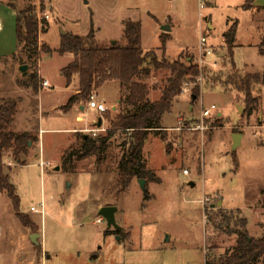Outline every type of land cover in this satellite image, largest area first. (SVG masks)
<instances>
[{
  "label": "rangeland",
  "instance_id": "rangeland-1",
  "mask_svg": "<svg viewBox=\"0 0 264 264\" xmlns=\"http://www.w3.org/2000/svg\"><path fill=\"white\" fill-rule=\"evenodd\" d=\"M14 1L17 10L33 5L36 19L38 10L49 16V29L38 31L37 42L39 48L45 45L50 51L39 50L35 62L28 61L25 52L0 60L1 98L18 99L17 89L32 73L39 78L40 71L48 81L43 87L44 79L39 78L43 88L38 93L31 86L21 92L23 103L10 128L14 132L29 128L33 142H29L28 153L17 160L9 151L4 153L5 172L16 188L19 211L37 230L23 227L11 199L0 192V264H205L212 251L223 255L233 246L235 230L244 228L241 219H246L250 236L263 234L264 85L254 87L260 104L248 115L243 96L227 86L225 78L233 62L242 74L264 73V55L260 54L264 51V0L253 2L261 7L258 15L242 7L245 0H211L202 9L199 0ZM128 20L141 23L144 51L153 50L159 60L192 59L203 70L201 78L183 83L182 93L163 115L166 140L151 132L145 142L143 161L154 176L146 181L147 198L136 178L125 191L118 189L124 136L111 139L101 160L74 154L66 167L62 161L70 150L80 147L81 134H92V129H97V135L105 133L109 126L105 116L114 118L130 108L120 102L129 85L117 80L105 81L94 90L97 101L107 107L98 114L101 126H97L99 118L91 126L97 115L93 107L61 108L77 83L75 76L66 85L60 72L69 61L55 51L61 32L85 36L93 27L98 44H123ZM235 21L237 46L230 55L223 34ZM166 24L171 29L163 47L161 26ZM201 36L206 37L204 50L210 52L203 64ZM18 64L28 65L25 76ZM169 76L167 69H152L149 76L134 80L146 83L153 101L160 98ZM195 87L199 92L192 99ZM211 105L215 109L203 118L202 111ZM75 128L81 129L76 133ZM234 134H244L236 150H232ZM41 205L43 214L30 210L32 206L41 209ZM105 205L116 206L120 230L108 227L99 215ZM211 209L228 215L222 228L208 220ZM32 233L39 234L38 245L31 242Z\"/></svg>",
  "mask_w": 264,
  "mask_h": 264
},
{
  "label": "trees",
  "instance_id": "trees-1",
  "mask_svg": "<svg viewBox=\"0 0 264 264\" xmlns=\"http://www.w3.org/2000/svg\"><path fill=\"white\" fill-rule=\"evenodd\" d=\"M0 1L16 12L18 54L25 52L27 60L35 62L39 50L49 52L50 49L45 45L38 47V22L35 7L29 4L17 10L14 0ZM253 2L254 0H245L242 7L245 10L250 9ZM47 28V21L42 20V29L47 30ZM236 31L237 21L230 25L223 36L224 45L228 48L230 55L235 47ZM124 38L123 44L115 42L114 44L101 45L95 41L94 29L91 27L85 36L71 32L61 34L59 45L55 49L60 55L65 53L73 55V60L60 71L66 84L70 85L75 76L78 80V93L69 97L63 106L64 109H69L74 104H80L89 99L93 90L105 81L117 80L123 86L129 85L125 99L120 100L121 103H126L129 106V112H118L114 118L105 116V119L109 120V126L105 133L95 136L81 134L80 147L70 150L62 157L64 167L68 161H71V155L74 154L82 159L97 156L98 160H101L107 152L111 139L117 134L124 136L122 143L124 153L117 169L119 191H125L134 178L146 179V181L153 179V172L147 168L142 157L149 133H160L161 140H166L162 125L163 115L170 111L173 102L180 96L183 83L188 78L203 74V71L193 63L192 59L187 62L180 59L171 61L162 58L159 60L153 50L144 51L141 47V23L139 21H126ZM160 39L164 47L169 39L168 33L163 32ZM260 54L264 55V51H260ZM152 69L170 71L160 98L153 101L148 98L149 90L146 83L134 80L140 75L149 76ZM231 70V73L225 78V84L243 96L246 113L251 115L260 104L259 98L253 93V88L256 85H264V73L242 74L234 63H232ZM39 82L37 73H32L26 84L37 93ZM198 92V88L195 87L192 91V99H196ZM17 105L18 99L14 98H3L0 101V192H6L11 199L15 215L23 227L35 232L36 224L26 214L19 211L20 200L16 194V188L5 172V151H9L12 157L17 160L22 154L28 153L29 142H33V137L29 133H16L10 130L17 112ZM144 196L148 197L147 192ZM211 210L208 213V220L214 221L217 228H222V224L229 220L228 215L218 209ZM241 223L244 228L235 230L237 237L233 246L223 255H215L210 250L212 253L207 257L205 264H264V232L260 237H252L245 229L246 219H241ZM38 250L40 251V246Z\"/></svg>",
  "mask_w": 264,
  "mask_h": 264
},
{
  "label": "crops",
  "instance_id": "crops-1",
  "mask_svg": "<svg viewBox=\"0 0 264 264\" xmlns=\"http://www.w3.org/2000/svg\"><path fill=\"white\" fill-rule=\"evenodd\" d=\"M210 3V2H209ZM208 3V4H209ZM50 6V5H49ZM247 10H251L255 15H258L259 14V12H260V10H261V7H259V6H257V5H255L254 3L252 4V6H251V8L250 9H247ZM237 26H238V22H237ZM48 29H49V26H48V28H47V30H46V32L48 31ZM237 32V31H236ZM223 36H224V34H223ZM235 42H236V37H235ZM234 42V43H235ZM240 45V44H239ZM237 45H236V43H235V47H236ZM234 47V48H235ZM233 48V49H234ZM18 55V50H17V38H16V14H15V12L12 10V9H10L5 3H3V2H1L0 1V60H2V59H8V58H15L16 56ZM223 55V54H222ZM63 56H65L66 58H68L69 59V61H68V63L69 62H71L72 60H73V55L71 54V53H65V54H63ZM67 63V64H68ZM234 63V62H233ZM66 64V65H67ZM20 64H18V66H19ZM236 66V65H235ZM63 68V67H62ZM61 68V69H62ZM237 68V67H236ZM238 69V68H237ZM239 70V69H238ZM61 71V70H60ZM240 71V70H239ZM38 74H39V78L40 79H44L43 78V76H42V74H41V72L40 71H38ZM73 80H74V78H73ZM72 80V81H73ZM64 83L66 84V81H64ZM72 83V82H71ZM14 85H16L15 84V82H14ZM18 85V84H17ZM67 85V84H66ZM23 86V87H22ZM257 86V85H256ZM12 86L10 85V88H11ZM17 87V86H16ZM20 87H22V88H20ZM20 87H19V89H17V91L16 92H18L19 93V98H18V105H17V112H16V114L18 113V111H19V105L21 104V103H23V100H22V94H21V92L23 91V90H26V89H28V87H30V86H28L27 84H22V85H20ZM44 87V86H43ZM43 87H40L39 86V90L41 89V88H43ZM255 87V86H254ZM254 89V88H253ZM38 90V91H39ZM38 93V92H37ZM76 93H78V80H77V83L74 85V88H73V90H72V92L69 94V96L67 97V99H66V102L64 103V104H62L61 105V108L64 110V111H73V110H75V107H79V109L80 110H85V108H87L88 107V104L87 105H83V104H74L71 108H69V109H64L63 108V106L67 103V101H68V99H69V97L70 96H72V95H74V94H76ZM7 97V96H6ZM8 98H12V97H8ZM1 99H3V98H1L0 97V101H1ZM112 107H115V106H112ZM98 114H100L98 111H97V115L96 116H94L93 118H92V120H91V126L93 125V124H95V120H97L99 117V115ZM218 114H220V113H218ZM77 120L78 121H82V117H80V116H77ZM14 121H15V119H14ZM14 123V122H13ZM12 123V124H13ZM98 123V122H97ZM101 125H102V123H101ZM163 125V124H162ZM78 129H81V128H75L74 129V132H76L77 133V131H78ZM24 132H27V133H29L30 131H29V128H27V127H25V128H23V129H21V130H19V131H16V133H24ZM73 132V133H74ZM30 134V133H29ZM92 135V134H91ZM244 134H240V137H239V139H238V144L236 145V148L235 149H233L232 148V150H236L239 146H241L242 145V139H243V136ZM35 137L37 138V140L39 141V137H38V135H35ZM232 145H233V140H232ZM25 235H28L27 233L25 234ZM31 235V234H30ZM30 235H29V237H30ZM15 260H19V257L16 255V257H15Z\"/></svg>",
  "mask_w": 264,
  "mask_h": 264
},
{
  "label": "built area",
  "instance_id": "built-area-1",
  "mask_svg": "<svg viewBox=\"0 0 264 264\" xmlns=\"http://www.w3.org/2000/svg\"><path fill=\"white\" fill-rule=\"evenodd\" d=\"M209 2H211V0H199V8L202 9L206 6V4H208ZM49 19V16L45 13H41L40 10H38L37 12V22H38V31H41L42 29V20H46ZM205 43H206V37L205 36H201V39H200V49H201V57H200V64H203L204 62V57L206 54H209L210 52L208 50H204L205 49ZM200 70H202V68L200 67ZM203 71V70H202ZM202 74H200L198 77H202L201 76ZM43 86H47L48 85V81L47 80H43L42 83H41ZM182 89H183V86H182ZM182 93V91H181ZM88 106L89 107H93L95 108L100 114L106 112L107 110V107L104 105V103L102 101H97V98H96V93L93 92L91 93L90 95V98H89V101H88ZM215 109V106L214 105H211L210 108L208 109H204L202 111V117H209L210 116V112L211 110ZM262 124H261V127H264V120L261 121ZM200 128L204 129L205 126L202 125V126H199ZM92 132V135L95 136L97 135L96 132H97V129H92L90 130ZM184 173L187 174L188 171L187 170H184ZM41 209H38L34 206H32L30 208L31 211H34V212H40L41 214H43V206L41 205ZM101 221V219H99V222Z\"/></svg>",
  "mask_w": 264,
  "mask_h": 264
},
{
  "label": "water",
  "instance_id": "water-1",
  "mask_svg": "<svg viewBox=\"0 0 264 264\" xmlns=\"http://www.w3.org/2000/svg\"><path fill=\"white\" fill-rule=\"evenodd\" d=\"M170 29H171L170 26L167 25V24L161 26V30L163 32H165V33L169 32ZM61 33L62 34H65L64 31H62ZM111 43L114 44L115 41H112ZM219 55L222 56V53L219 54ZM27 68H28V65L27 64H22V65L19 66L18 70L22 73L23 76H25L26 75ZM101 123H102V118L99 117L97 126L98 127L101 126ZM239 137H240V134H234L233 135V145H232V148L233 149L236 148V145L238 144ZM137 180H138V182L140 184V187L142 188L143 193L146 194V192H147L146 179H137ZM116 211H117L116 206H114V205H105V206H102L99 209V215L106 220L108 227H113L115 231H118V230H120V227L116 223V220H115V213H116ZM38 237H39V234L38 233H32L30 235L31 242L34 243V244H36V245H38Z\"/></svg>",
  "mask_w": 264,
  "mask_h": 264
}]
</instances>
